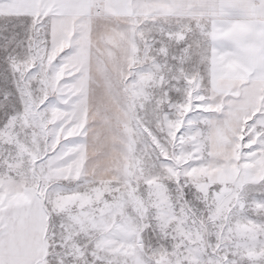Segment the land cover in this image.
Wrapping results in <instances>:
<instances>
[{"label": "snow or ice", "instance_id": "snow-or-ice-1", "mask_svg": "<svg viewBox=\"0 0 264 264\" xmlns=\"http://www.w3.org/2000/svg\"><path fill=\"white\" fill-rule=\"evenodd\" d=\"M0 264H264V0H0Z\"/></svg>", "mask_w": 264, "mask_h": 264}]
</instances>
